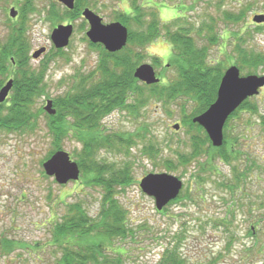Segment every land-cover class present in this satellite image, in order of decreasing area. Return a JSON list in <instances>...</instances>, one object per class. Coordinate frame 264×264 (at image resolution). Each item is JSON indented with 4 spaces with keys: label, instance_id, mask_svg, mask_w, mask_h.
<instances>
[{
    "label": "rangeland",
    "instance_id": "rangeland-1",
    "mask_svg": "<svg viewBox=\"0 0 264 264\" xmlns=\"http://www.w3.org/2000/svg\"><path fill=\"white\" fill-rule=\"evenodd\" d=\"M89 1L93 7L83 5L81 12L90 7L105 23L120 21L119 0ZM174 2L179 13L176 18L183 17L181 24L188 21L195 27L191 33L198 45H208L210 61L226 57L233 63L237 58L239 66V43L264 52V22L253 20L255 14H264V0ZM25 5L31 64L35 68L45 65L44 92L31 107L36 118L33 128L0 130V238L6 236L15 243L8 254L0 250V264H60L62 248L51 230L53 221L62 222L69 205L76 201L83 203L91 221L100 218L106 192L101 185L86 184L89 171H81L79 180L64 185L46 175L43 164L55 152V143L49 128L51 114L45 106L51 99L52 108L58 111L59 100L98 69L101 49L87 37L89 24L82 14L73 19L58 0H0V42L21 19ZM11 7L18 10L16 18L9 14ZM243 8L238 22L224 19L225 11ZM68 22L74 25V32L69 45L58 50L51 40L52 31ZM204 22H214L218 42L210 43L206 33H197ZM43 46L47 52L33 58L32 53ZM142 52L145 55L144 48ZM171 57L160 63L146 55L143 58V63L154 66L163 85L177 76ZM241 66L243 74L264 75V63ZM9 75L13 78L11 68L10 73H0V81L4 84ZM146 85L139 96L144 102L139 109L115 108L97 128L102 135L132 138L129 152L127 146L100 147L93 155L95 163L112 171L126 169L129 174L126 186L116 189L127 213V236L105 241L103 248L112 256L120 251V264H159L169 251L177 252L186 264H264V87L228 121L224 154L206 140L205 130L190 125L196 109L192 100L160 97ZM175 124L180 127L175 129ZM83 134L74 127L61 141L62 150L76 161L85 150ZM194 139L204 141L196 155ZM191 153L190 160L180 159ZM152 172L174 174L183 181L180 199L162 210L139 185ZM84 241L90 244L93 239Z\"/></svg>",
    "mask_w": 264,
    "mask_h": 264
},
{
    "label": "trees",
    "instance_id": "trees-1",
    "mask_svg": "<svg viewBox=\"0 0 264 264\" xmlns=\"http://www.w3.org/2000/svg\"><path fill=\"white\" fill-rule=\"evenodd\" d=\"M131 2L135 15L121 12L118 17L128 27L127 44L119 51L110 52L101 43L92 42L101 49L98 69L77 84L74 91H69L63 96L59 100V109L56 114L50 115L49 128L54 137V151L62 149L61 141L71 133L74 127L78 133H84L80 138L85 144V150L77 161L81 171L90 173L86 184L96 183L105 188L106 192L105 205L101 209L100 218L91 221L83 203L76 201L69 205L68 213L62 222L53 221L51 230L58 240L57 245L62 248L60 264H120L122 262L123 254L120 251L113 253L116 257L112 256L108 253L109 251H105L103 245L105 241L115 237L127 236V213L117 199L116 189L120 190L126 186L129 174L125 171L126 169L112 171L111 168L95 163L93 155L100 147L120 149L122 146H127L128 152L130 151L132 138H127L123 134L102 135L97 128L102 118L115 108L134 109L136 107L139 109L144 103L140 102L139 96L142 97L146 84L142 85L139 82L134 76V71L144 62L145 55L142 50L145 44L163 34L173 44L170 63L177 69V76L168 84L163 85L159 82L145 87L155 91L160 97L171 99L185 96L192 100L196 108L192 118L204 112L217 97L222 71L208 59V45H198L191 33L195 27L188 21L181 24L183 17L175 18L170 23L162 25L155 9L140 8L137 0H131ZM83 5L93 7L89 0H76L73 9L64 8L75 19L81 16ZM244 10L245 8L239 12L225 11L224 19L238 22ZM26 11L25 5L22 8L21 19L11 26L5 40L0 42V73H10L11 68L14 78L9 96L0 103V130L7 132L35 126L36 118L31 107L36 97L44 92L42 86L45 65L41 64L40 67L35 68L31 64V42L28 36ZM197 33H206L210 43L218 42L220 37L214 31V22H204L197 28ZM236 51L245 57L242 62L248 66L254 67L264 63L262 51L249 50L241 46V43L238 44ZM160 62V59L153 58V63ZM5 74L8 75V73ZM2 84L3 80L0 81V87ZM189 122L191 126L204 131V128L194 123L191 117ZM204 132V137L210 141L208 134ZM193 143L194 155L199 154L198 147L204 144V141L194 139ZM215 148L224 152V144ZM191 157L192 153L190 156H181L180 159L188 161ZM225 157L227 158V155ZM180 196L181 194L170 202L177 200ZM85 238L93 239V241L87 244L84 241ZM14 244L13 239L6 236L0 238V250L4 254L13 251ZM78 247L80 248L77 249ZM178 255L177 252L169 251L159 264H186Z\"/></svg>",
    "mask_w": 264,
    "mask_h": 264
},
{
    "label": "water",
    "instance_id": "water-1",
    "mask_svg": "<svg viewBox=\"0 0 264 264\" xmlns=\"http://www.w3.org/2000/svg\"><path fill=\"white\" fill-rule=\"evenodd\" d=\"M68 9L75 7L76 0H58ZM9 14L12 18L18 15V10L11 7ZM82 16L89 24L87 37L93 43H101L107 51L116 52L121 50L128 42V27L121 21L105 23L103 18L90 7L82 11ZM254 21L263 23L264 14H256ZM74 32L72 23L58 24L52 31L51 40L56 48H65L69 45ZM47 51L45 46L38 48L32 53L33 58H39ZM134 76L145 82L153 84L160 82L156 70L152 64L142 63L136 67ZM14 79L10 78L0 88V103L4 102L12 87ZM264 86V75L248 74L240 75V69L236 65L230 66L224 73L217 92L216 99L202 113L193 117V122L200 124L207 132L212 145L220 147L224 143V126L229 116L248 97L257 95ZM53 101L49 99L45 110L49 114L56 111L52 108ZM179 124L174 128L178 129ZM46 175L54 177L59 184H66L72 180H78L81 174L79 163L74 160L70 153L59 149L56 150L43 164ZM140 188L155 199L156 207L162 210L171 200L175 199L183 188V181L178 176L166 172L148 173L139 183Z\"/></svg>",
    "mask_w": 264,
    "mask_h": 264
},
{
    "label": "clouds",
    "instance_id": "clouds-1",
    "mask_svg": "<svg viewBox=\"0 0 264 264\" xmlns=\"http://www.w3.org/2000/svg\"><path fill=\"white\" fill-rule=\"evenodd\" d=\"M137 3L140 8L155 9L162 25L170 23L179 15L174 0H137ZM117 8L120 12L135 15L131 0H119ZM144 51L149 58L164 60L172 55L173 44L164 35H160L149 40L144 46Z\"/></svg>",
    "mask_w": 264,
    "mask_h": 264
},
{
    "label": "flooded vegetation",
    "instance_id": "flooded-vegetation-1",
    "mask_svg": "<svg viewBox=\"0 0 264 264\" xmlns=\"http://www.w3.org/2000/svg\"><path fill=\"white\" fill-rule=\"evenodd\" d=\"M258 24V23H257ZM225 59H223V60H221V58H219L218 57V59L217 60H215V61H213V63H214V65L220 70V71H222V75H221V79H222V77H223V75H224V73H225V71L228 69V67H230L231 65H236V66H238L235 62H236V60H237V58H236V60H234L233 61V63H230V62H228V60L226 59V57H224ZM241 60H239L238 59V62H240V64H239V66L242 64V66L241 67H243V66H245L246 64L245 63H243L242 61V59L244 58L245 59V57H239ZM225 62H227V63H225ZM242 62V63H241ZM238 66V67H239ZM239 69H240V75H247V74H243V72L241 71V68L239 67ZM249 74V73H248ZM221 81V80H220ZM254 96H256V95H254ZM254 96H252V97H254ZM252 97H248L245 101H243L242 103H241V105L229 116V118H228V121H232V119H235L236 118V116H237V111L239 110V109H242V108H246L245 106L247 105V104H249V99H251ZM236 114V115H235ZM226 126H228V122L226 123V125H225V127ZM2 237H4V236H2Z\"/></svg>",
    "mask_w": 264,
    "mask_h": 264
}]
</instances>
